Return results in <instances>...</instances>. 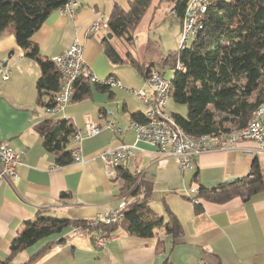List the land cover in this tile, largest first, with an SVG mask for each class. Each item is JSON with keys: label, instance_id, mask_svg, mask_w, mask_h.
I'll list each match as a JSON object with an SVG mask.
<instances>
[{"label": "crops", "instance_id": "1", "mask_svg": "<svg viewBox=\"0 0 264 264\" xmlns=\"http://www.w3.org/2000/svg\"><path fill=\"white\" fill-rule=\"evenodd\" d=\"M157 1L156 9L164 1L172 2ZM122 3V0H78L74 17L61 10L54 12L33 36L32 43L50 61L79 39L85 46V61L93 77L100 80L115 77L123 86L102 91L91 84L87 97L72 102L54 117L47 113L45 103H38L39 65L25 56L12 27L0 34V64L10 56L7 67H3L9 79L0 80V144L8 142L24 157V165L17 170L18 178L11 185L0 176V264H264V190L248 203L240 199L223 205L200 203L203 207L200 212L196 209L199 202L192 200L197 194L191 193L198 191L200 185L213 188L247 176L255 160L264 174V154H258L257 143L242 141L227 151L203 154L192 169L182 174L178 160L161 157L154 146L137 142L130 124L134 115L145 118L148 108L134 95L142 90L151 95L145 86L146 78L129 63L113 65L109 61L103 49L108 30L94 32L88 38L85 34L96 21H102L108 28L110 15L117 7L123 9ZM136 32V52L129 47L135 58V53L146 51L137 47ZM109 41L119 53L124 52L118 38ZM164 60L158 59L160 64ZM157 63L150 56L143 64ZM124 65L136 71L131 72ZM174 109L176 114H187L184 106L175 105ZM46 120L65 122L77 132H85L88 121L101 127V133L95 137L79 144L73 139L70 142L67 150L78 149L84 159L82 165H57L56 155L45 150L44 139L36 130ZM108 122L117 124L122 134L107 130ZM123 145L136 148L120 169L150 184L149 206L165 222L171 215L176 216L183 227V236L175 239L160 229L153 238L139 239L119 228L113 233L119 238L105 249H98L94 240L102 232L70 228L12 258L13 240L25 223L39 216L91 223L98 215L118 208L122 200L133 201L121 196L124 181L110 180L100 158L102 153Z\"/></svg>", "mask_w": 264, "mask_h": 264}, {"label": "trees", "instance_id": "2", "mask_svg": "<svg viewBox=\"0 0 264 264\" xmlns=\"http://www.w3.org/2000/svg\"><path fill=\"white\" fill-rule=\"evenodd\" d=\"M152 1L129 0L127 11L117 7L110 15L107 30L122 42L123 53H119L107 38L103 41L104 52L113 65L129 63L144 78L148 77L153 64L141 63L129 47H135V32ZM170 1L175 5L177 17L183 18L189 0ZM68 2L70 0H0V34L12 27L25 56L39 65L38 103H45L47 108L55 104L62 87V76L54 60L51 62L41 56L32 38L47 18ZM177 62L183 71L175 70ZM160 65L175 70L171 99L176 105L186 107L187 114L173 113L172 116L184 132L192 137L239 133L264 105V0L213 1L199 20L191 45ZM90 85V78L79 79L75 83L73 102L87 97L91 92ZM97 87L102 91L109 90ZM133 120L144 123L146 116L137 114ZM36 130L44 139L45 150L56 155L58 166L72 164V151L67 150L77 134L72 125L46 120ZM118 176L124 181L121 196L133 200L123 212L125 219L120 227H93L92 222L39 216L35 221L25 223L13 240L11 257L70 228L87 233H115L122 228L127 235L139 239L153 238L160 229L175 239L183 236V227L176 216L171 215L165 222L149 206L150 184L122 169ZM195 180L198 181V176ZM263 190L264 174L259 161L255 160L247 176L213 188L200 185L192 200L199 202L196 209L200 212L203 208L200 203L223 205L234 199L248 203Z\"/></svg>", "mask_w": 264, "mask_h": 264}, {"label": "built area", "instance_id": "3", "mask_svg": "<svg viewBox=\"0 0 264 264\" xmlns=\"http://www.w3.org/2000/svg\"><path fill=\"white\" fill-rule=\"evenodd\" d=\"M208 1L216 0H189L187 3V9H185L181 21L182 34L179 51L186 49L189 45L190 38H183L184 30H192V36H196L197 27H194V20H196L199 11L204 9ZM77 6L78 0H70L61 9V12H66L74 17ZM97 31L106 32L107 25L102 23V21L92 23L86 30V37L92 36ZM52 59H60L61 65L65 69V80H60L61 85H63V92L57 94L54 106L47 109V113L52 117L63 113L66 107L73 102L75 83L82 77L90 78L91 84L107 88H123L115 77L101 80L93 77L85 61V46L79 39H75L67 50ZM177 63L180 64V62ZM180 71H183L181 64ZM8 79L9 74L0 66V80L7 81ZM166 79L159 69L152 68L145 79V86L149 89L151 95L144 90L137 93V97L146 104L148 108L147 112L150 113V120H145L144 123L132 121L130 124V128L136 132L137 142H146L154 146L157 154L161 157L178 160L182 174L192 169L195 160L201 155L227 151L236 147L242 141L257 143L258 154H264V110L258 116V121H253L248 126L247 132L234 137L233 140H217L216 138L209 137H201V139L183 137L180 129L173 128L172 114L167 112L168 106H165L164 102L161 101L160 89L166 82ZM106 129L112 131L115 135L122 134V129L113 122H108ZM101 131V127L88 121L86 123V131H82L79 138H73V140L76 144H79L85 139L99 135ZM135 148V145H123L118 149L109 150L100 155L104 166L107 168L110 180L116 181L119 178V169L132 156ZM72 157V164L82 165L84 163V159L78 149L72 151ZM22 165H24L23 154L15 152L8 142L1 143L0 176L11 185L18 178L17 170ZM191 193L197 194V191L192 190ZM129 203V200H122L118 208L98 215L95 221L92 222V226L117 225L120 227V219H125L123 212ZM118 238L113 233L98 234L94 240V244L98 249H105Z\"/></svg>", "mask_w": 264, "mask_h": 264}, {"label": "rangeland", "instance_id": "4", "mask_svg": "<svg viewBox=\"0 0 264 264\" xmlns=\"http://www.w3.org/2000/svg\"><path fill=\"white\" fill-rule=\"evenodd\" d=\"M122 2L123 3L121 7L123 9L121 10H128L129 0H122ZM157 2V0L152 1L150 8L143 17L142 22L140 23L136 32L137 47H139L140 50L146 51L144 54L135 53V55L141 63H147L150 56H152L158 62L155 65L156 68L161 70L164 76L170 80L171 75L175 74V70H171L168 65L163 67L160 65L158 59H169L179 51L182 34L181 19L177 18L175 13L172 11V7L174 5L173 2L169 3L164 1L160 6L158 4V9H156L155 6L157 5ZM192 40L193 39L191 38L189 45H191ZM133 49L134 52H136V47ZM9 60L10 59L4 61V63H8ZM3 64H0V66ZM124 66L131 72L136 71L129 65ZM132 74L134 75V73ZM134 98L139 99L136 95H134ZM175 105L176 104L171 99L168 106V112L171 111L174 113Z\"/></svg>", "mask_w": 264, "mask_h": 264}, {"label": "bare ground", "instance_id": "5", "mask_svg": "<svg viewBox=\"0 0 264 264\" xmlns=\"http://www.w3.org/2000/svg\"><path fill=\"white\" fill-rule=\"evenodd\" d=\"M212 2L213 1H208L207 4L205 5L204 9H201L199 11V14L196 16V20H194V27H197L200 18L202 17V15H204L206 13L207 9L212 4ZM194 37L195 36H192V30H184L183 31V38H190V39L192 38L193 39ZM190 39H189V41H190ZM55 65L57 67L58 72L62 76L61 79L65 80V69H64V66L61 65L60 59H55ZM179 68H180V64L178 63V66L176 67L175 70H178ZM172 80L173 79H170V80L166 79V82L163 84L162 88L160 89L161 101L164 102L165 106H168V104L171 100ZM60 92H63V85L61 87ZM263 110H264V105L256 112L252 122L258 121V116L260 115V113ZM146 120H150V113L149 112L146 113ZM172 120H173V128L174 129H180L183 137H188V138H193V139H201V137H192V136L188 135L186 132H184V130L177 124V122L173 116H172ZM250 124L248 126H250ZM248 126L245 129H243L242 131L240 130V132L236 133V134H231V135L227 134V135H223V136L222 135L221 136H203V137L216 138L217 140H233L234 137L239 136L240 134L247 132ZM81 133H82V131H78L75 138H79V135ZM123 223H124V219H120V225H122Z\"/></svg>", "mask_w": 264, "mask_h": 264}, {"label": "water", "instance_id": "6", "mask_svg": "<svg viewBox=\"0 0 264 264\" xmlns=\"http://www.w3.org/2000/svg\"><path fill=\"white\" fill-rule=\"evenodd\" d=\"M113 37H114V35H113L112 33H110V34L107 35V39H108V40H112ZM8 59H10V56L8 57ZM7 65H8V63L6 62V63H4V64L2 65V67H5V68H6ZM236 180H238V179H231V180H228L226 183L234 182V181H236Z\"/></svg>", "mask_w": 264, "mask_h": 264}]
</instances>
